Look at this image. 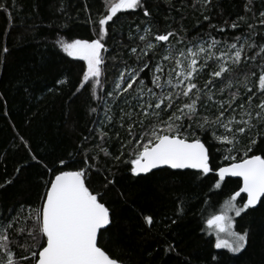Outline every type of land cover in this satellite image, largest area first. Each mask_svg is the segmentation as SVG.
Instances as JSON below:
<instances>
[{
    "label": "trees",
    "instance_id": "obj_1",
    "mask_svg": "<svg viewBox=\"0 0 264 264\" xmlns=\"http://www.w3.org/2000/svg\"><path fill=\"white\" fill-rule=\"evenodd\" d=\"M110 2L0 0V4L7 5L6 11L0 9V224L12 221L19 214L21 218L9 230L10 238L30 246L33 241L26 231L17 235L18 228L33 227L31 220L23 219L28 215L27 209L41 204L47 183L56 171L86 167L87 159V164L92 165L88 186L101 194L102 202L114 210L116 220L115 235L109 238L105 234L98 246L113 258H121L123 264H264V206L236 218V231L251 230L242 253L233 255L215 249L213 238L204 232L206 220L220 212L224 201L238 190L240 180L225 179L221 188L215 189L213 185L218 178L214 172L198 178V173L193 171L161 169L147 177H133L129 152L136 145L129 141L140 140L141 129L135 127L130 136L127 123L124 127L119 123L124 102H117L119 98L107 97L105 93V89L113 90L125 64L138 66L130 49L143 47L139 36L145 35L144 27H151L153 39L157 33L176 30L178 37L186 38L184 43L198 37L207 40L206 33L231 43L234 36L247 34L246 24L237 21L239 30L229 26L223 33L218 29L225 21L230 25L238 16L255 25L258 34L264 33L259 24L264 0H253L251 12L245 11L247 0H211V6H206L203 0H143L150 17L144 16L143 8L117 13L106 26L108 51L103 53L106 69L102 86L97 90L98 96L109 100L116 122L112 127H104L108 135L102 141L97 133L104 113L103 103L98 104L92 98L90 84L74 95L82 79L84 62L65 55L56 42L60 38L69 41L97 38L98 20L106 14ZM209 21L216 26L215 31L209 27ZM172 42L175 44V39ZM4 48L8 51L4 52ZM220 49L227 51L223 45ZM163 54L164 50L160 49L147 62L154 64ZM259 65V59L242 61L234 82H243L245 75L250 80L256 79L251 74L258 75ZM140 79L152 87L150 69H145ZM206 79L205 75L203 80ZM57 80L66 82L58 84ZM203 80L199 84L201 88ZM236 87L230 91H236ZM254 99L259 102V98ZM90 107H97L98 111L90 114ZM197 134L210 147L213 168L230 162L223 159L226 148L212 139L211 132L205 134L197 129ZM255 134L253 131L241 136L242 143L238 146L241 155L244 145ZM258 144L250 154H261L264 142L258 140ZM101 148L111 155L106 156ZM69 154L72 162L69 168H63L58 157L69 160ZM115 156H120V160L116 161ZM149 214L154 217L151 227L143 220ZM173 219L177 221L175 224ZM170 244L175 251H166ZM11 246L17 256L22 253L15 244ZM213 256L217 257L216 261L212 260Z\"/></svg>",
    "mask_w": 264,
    "mask_h": 264
},
{
    "label": "snow or ice",
    "instance_id": "obj_2",
    "mask_svg": "<svg viewBox=\"0 0 264 264\" xmlns=\"http://www.w3.org/2000/svg\"><path fill=\"white\" fill-rule=\"evenodd\" d=\"M203 3L211 6V0H203ZM252 3L253 0H247L244 5L246 12L252 11ZM140 8H143L145 17L151 16L143 0H111L106 14L98 20L97 38L70 41L60 38L56 42L68 57L84 62L82 79L74 95L90 84L92 98L98 104L103 103L104 114L97 133L102 141L108 135L104 127H112L116 122L109 100L97 94L106 69L103 54L108 51L106 26L122 10ZM0 9L6 11L7 5L0 4ZM204 19L209 20V17L205 16ZM237 21L246 24L248 31L246 35L234 36L231 43L217 40L212 33L205 34L209 37L207 40L198 37L184 43L186 38L178 37L176 30L157 33L153 39L151 27H144L145 35L139 36L143 47L130 49L138 66L125 64L113 90L105 89L107 97L119 98L117 102L123 101L127 108V111L125 107L120 109V126L124 127L127 123L130 136L135 127L141 129V139L129 141L136 145L129 152L133 177H147L153 174V170L165 167L197 170L198 178L215 172L218 177L213 185L215 189L221 188L226 177L240 178L238 190L224 201L218 214L206 220L209 233L216 236L214 248L226 249L233 255L246 250L251 230H234V218L229 213L242 217V214L264 206V148H260L261 154H250L259 147L258 140L264 142V33L258 34L255 25L248 24L243 16H238L230 25L225 21L218 31L223 33L229 26L239 30L240 23ZM259 24L264 28V11L259 12ZM209 27L216 30L210 21ZM221 45L227 51L221 50ZM160 49L165 54L154 64L147 62ZM3 51L7 52L8 49L4 48ZM257 59L260 60L258 75L251 74L256 79L250 80L249 75H245L243 82H234L236 69L242 61ZM145 69L151 70L152 87L140 79ZM205 75L207 79L203 80ZM201 80L203 88L199 86ZM65 82L56 81L58 84ZM137 84L140 87H135ZM237 84L239 87H236ZM233 87H236V91H230ZM226 90L229 91L225 98ZM254 98H259V102L256 103ZM97 111V107L89 108L90 114ZM197 129L205 134L211 132L212 139L226 148L223 159L229 163L213 168L210 147L197 134ZM220 129L223 132H219ZM253 131L256 134L244 145L241 155L238 147L242 143L241 136ZM100 150L106 156L111 155L107 149ZM69 155V160L58 157L63 168H69L72 162ZM113 158L119 161L121 157ZM33 159L37 157L34 155ZM88 159L94 160L95 157ZM84 163L86 167L76 170L56 171L47 183L41 204L35 209H27L28 215L23 219L31 220L33 227L18 228L17 235L26 231L33 241L30 246L10 238L9 230L21 218L19 214L12 221L0 224V264H123L121 258H113L98 246L105 234L109 238L115 235L116 220L114 210L102 202L101 194L88 186V172L92 165L87 164V159ZM180 211H183V207ZM33 212L35 215H32ZM143 220L149 227L154 224V217L150 214L144 215ZM176 222L172 220V224ZM13 244L22 249L19 256L11 246ZM166 251H175V248L170 244ZM212 260L216 261L217 257L213 256Z\"/></svg>",
    "mask_w": 264,
    "mask_h": 264
},
{
    "label": "rangeland",
    "instance_id": "obj_3",
    "mask_svg": "<svg viewBox=\"0 0 264 264\" xmlns=\"http://www.w3.org/2000/svg\"><path fill=\"white\" fill-rule=\"evenodd\" d=\"M66 55V54H65ZM70 58H72V57H70ZM75 59V58H74ZM120 75V74H119ZM111 105H109V107H110ZM104 114V113H103ZM103 116V115H102ZM223 206V205H222ZM222 206H221V208H220V211H221V209H222ZM229 215L230 216H232L233 218H234V225H233V227H234V230H235V221H236V218L237 217H235V214L233 213V212H230L229 213ZM204 232L208 235V236H210V237H212L213 238V240H214V243H215V239H216V236H215V233H209V230L207 229V225H206V227H205V229H204ZM224 250H226V249H224Z\"/></svg>",
    "mask_w": 264,
    "mask_h": 264
},
{
    "label": "water",
    "instance_id": "obj_4",
    "mask_svg": "<svg viewBox=\"0 0 264 264\" xmlns=\"http://www.w3.org/2000/svg\"><path fill=\"white\" fill-rule=\"evenodd\" d=\"M163 169H168V168L165 167ZM158 170H161V169H158ZM158 170H153V172L158 171ZM168 170H171V171H193V172H197V170H193V169H184V170H172V169H168ZM214 174H215V172H214ZM215 176H216V174H215ZM225 179H238V180H240L239 177H226ZM240 183H241V180H240ZM244 198L246 199V195L244 196Z\"/></svg>",
    "mask_w": 264,
    "mask_h": 264
},
{
    "label": "flooded vegetation",
    "instance_id": "obj_5",
    "mask_svg": "<svg viewBox=\"0 0 264 264\" xmlns=\"http://www.w3.org/2000/svg\"><path fill=\"white\" fill-rule=\"evenodd\" d=\"M76 60H78V59H76Z\"/></svg>",
    "mask_w": 264,
    "mask_h": 264
}]
</instances>
